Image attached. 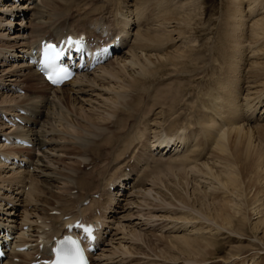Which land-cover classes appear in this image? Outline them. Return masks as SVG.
<instances>
[{"label": "bare ground", "instance_id": "bare-ground-1", "mask_svg": "<svg viewBox=\"0 0 264 264\" xmlns=\"http://www.w3.org/2000/svg\"><path fill=\"white\" fill-rule=\"evenodd\" d=\"M231 2L223 71L203 84L183 73L200 61L192 19L170 1L0 0V109L27 111L17 113L26 121L20 131L0 118V138L23 135L37 148L0 142L1 155L25 162L0 161V227L37 246L58 235L65 215L93 217L101 230L92 264H205L219 236L233 234L264 251V3ZM65 30L121 34V42L98 70L50 88L28 57L34 43ZM79 161L92 170L64 169ZM175 170L184 178L182 191L177 182L169 189L176 202L165 195L144 212L146 197L164 192L157 180ZM35 246L2 264L45 254ZM234 248L222 264H264L260 248Z\"/></svg>", "mask_w": 264, "mask_h": 264}, {"label": "rangeland", "instance_id": "rangeland-1", "mask_svg": "<svg viewBox=\"0 0 264 264\" xmlns=\"http://www.w3.org/2000/svg\"><path fill=\"white\" fill-rule=\"evenodd\" d=\"M167 1L168 2L170 1V5H174V6L177 5V7L172 6V8L173 7L175 8V9L173 8L174 11L177 10L176 13L182 12L181 16L187 14L186 16H190L192 19V21L190 22L191 28H188L191 31H189L188 29H186V30H188V32H189L188 34L190 35V36L189 35L188 36L190 37V40L192 41V43L195 45V50L193 52H195L194 55H196L198 58V61H200L201 69H199L197 64L195 66H193V65L189 66L188 65V67H185L186 69L184 70L185 72H183V73L184 74L187 73L186 74L187 78L190 77V75H191L194 78H196V80L202 81V83H203V80H202L203 77H207V79L208 78L210 79L213 72L223 71V63H224V57H223L224 56L223 55L224 50L223 49L226 46L225 42H224V40H225L224 36L226 35L227 29H228L227 20H228L229 12H230L229 8L232 6V2H231L232 0H188V1L187 0H172V1L167 0ZM262 1L264 3V0H262ZM191 3H192V5H191ZM184 8H185V10H184ZM178 10L180 12H178ZM176 13H175V16H177ZM194 15L196 17H194ZM19 21H20V17H18V18H16V20H14L16 27H18L17 24L19 23ZM184 24H186V26H188L187 22ZM26 49H27V47H26ZM216 59H217V61H215ZM196 67H198V68H196ZM188 68H190V70ZM213 69H214V71H213ZM190 72H191V74H190ZM182 82H187V81L185 78H182ZM30 86L34 87V85H32V84ZM208 86H209V84L205 81V89ZM114 127L115 126L113 125V128ZM83 153H84V151L79 153V154H83ZM131 156H133V152H132ZM163 160L164 159H162V161H160L158 163V164H160L159 165L160 167H163L166 165L165 161H163ZM63 162H65V164L67 166V163L69 162V160H64ZM96 162L100 163V159H97ZM65 164H64V166H65ZM74 166L78 167V164L76 165V162H75L74 164H70V167H65L64 169L69 170V169H72V167H73V169H76V167H74ZM79 168L82 169L81 166ZM177 171H179V170H175L171 173L163 174L162 175L163 182H159L157 180L156 186L157 185L159 186L158 187L159 192H161V190H164V192L162 191L163 195L160 194V198L147 196L148 199L146 197L145 206H144V204L141 205L142 209L144 208L143 209L144 212H147V210L149 208L159 207V205H158L159 201L158 200L164 199V198L166 199L165 195L168 198V196L172 194V192L169 189L171 186H176V182H177V184H180L179 188L182 191L184 178H182L181 179L182 181L179 182V177L181 178L182 176L176 177L175 173ZM120 173L121 172L118 171V174H120ZM116 175L117 174H114L112 178H115ZM155 175H156V171H155ZM73 176L75 177L76 175H73ZM156 192L157 191H154L155 195H158L159 193L157 194ZM169 199L173 200V198H171V197H169L167 200H169ZM173 202H176V201L173 200ZM150 228H152V226L151 227L149 226V228H147V230H150ZM157 232L159 233V231H151L150 235L153 236V234H155ZM243 233L246 235L247 238H250L252 235H254V232L250 231L248 228H246V230L243 231ZM152 236H150L149 238H151ZM151 241L154 243H160L158 239L151 238ZM218 242H219L218 247H217L218 252L215 254V257L213 259L206 260L209 263L205 261V264H222L221 260H219V259L221 257L228 256L230 251L234 247H235L234 248L235 252H237V253H247L248 249L253 248V247H257L258 249L260 248V250L262 249L261 245L250 246L249 241H247L246 239H243V238L240 240V238H238V236L236 234H233V236L228 235V237L219 236ZM258 249H255V250H258ZM145 250H146L145 246H142V248L140 249V251H142V252ZM260 252H261L260 253L261 254L260 260L262 259L261 261L264 263V251L261 250ZM137 255H138L137 259H142L144 256V254H141V255L137 254ZM140 262H142V260H138V261L133 260L132 261L133 264H139ZM198 264H201V263H198Z\"/></svg>", "mask_w": 264, "mask_h": 264}, {"label": "snow or ice", "instance_id": "snow-or-ice-1", "mask_svg": "<svg viewBox=\"0 0 264 264\" xmlns=\"http://www.w3.org/2000/svg\"><path fill=\"white\" fill-rule=\"evenodd\" d=\"M60 55L61 53L55 50V46L53 45L46 46L45 57H46L47 65L54 66L55 61L59 58ZM64 243L70 246L65 249V251L68 253H70L76 245V242L74 240H71L70 238L66 240ZM75 251L78 253L79 251L78 248H76Z\"/></svg>", "mask_w": 264, "mask_h": 264}]
</instances>
